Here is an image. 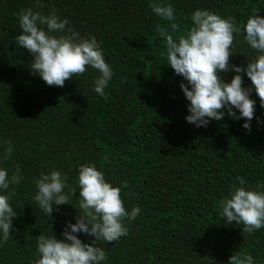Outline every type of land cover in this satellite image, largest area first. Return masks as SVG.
Listing matches in <instances>:
<instances>
[{"label": "trees", "instance_id": "1", "mask_svg": "<svg viewBox=\"0 0 264 264\" xmlns=\"http://www.w3.org/2000/svg\"><path fill=\"white\" fill-rule=\"evenodd\" d=\"M151 2L41 0L40 7L36 0H0V155L7 141L14 147L0 163L10 173L19 167L24 176L12 186L18 215L11 236L0 242V264H31L40 234L52 231L62 238L65 223L75 222L78 193L71 204L54 205L49 218L32 197L41 172L60 169L75 186L82 163L95 164L113 185L127 180L124 206L140 209L125 221L127 236L97 242L108 257L102 264H226L236 250L264 262V228L245 233L243 225H228L220 215V200L239 186L237 177L253 189L264 185V108L253 91L257 103L250 130L242 127L243 118L227 115L206 127L187 122L183 77L161 56L158 28L170 22L152 12ZM166 2L176 10L174 35L191 25L197 8L241 27L250 15L264 16V0ZM26 7L45 14L56 9L82 36L96 37L114 71L104 96L93 90L99 73L91 67L63 86H50L31 73V56L16 42L21 31L16 13ZM232 52L230 62L238 65L255 54L239 33ZM233 74L220 73L226 81Z\"/></svg>", "mask_w": 264, "mask_h": 264}, {"label": "clouds", "instance_id": "2", "mask_svg": "<svg viewBox=\"0 0 264 264\" xmlns=\"http://www.w3.org/2000/svg\"><path fill=\"white\" fill-rule=\"evenodd\" d=\"M36 4L43 7L41 0H36ZM149 7L170 22L168 27L158 28L159 37L164 41L161 56L186 81L180 83L188 101L185 120L206 127L210 120L220 121L227 115L236 120L243 118L242 127L250 130L257 103L251 98L253 91L264 108V16L250 15L241 27L231 18L197 8L191 13V25L174 35L179 32V25L173 4L166 0H152ZM16 16L21 29L16 42L31 56V73L50 86H63L66 80L91 67L99 73L94 79L93 90L100 96L105 95L114 71L104 59L95 36H82L67 17L61 18L57 14L56 9L45 14L26 7ZM238 33L255 53L244 65L230 62L235 34ZM229 71L234 74L226 81L220 73ZM242 73L250 79V85H244ZM6 145L0 160L9 159L14 152L11 141ZM23 179L19 167L10 173L0 163V242L11 236L13 219L18 215L11 204L16 191L12 186L19 185ZM74 179L75 186L70 185L67 174L56 168L41 172L35 179L36 191L32 199L48 218L54 205L71 204V197L77 193L79 210L73 218L75 222L65 223L62 238H57L52 231L39 235L38 256L31 264H102L108 257L105 248L98 246L97 242H113L127 236L129 229L125 221L140 214L139 207L128 210L124 206L121 191L128 187L127 180L119 186L113 185L93 163L78 165ZM237 181L239 186H234L220 200V215L226 218L228 225L233 222L243 225V232L252 234L264 228V185H258L256 189L247 187L242 176L237 177ZM78 233L93 239L86 242ZM226 264L264 262L246 250H236Z\"/></svg>", "mask_w": 264, "mask_h": 264}]
</instances>
